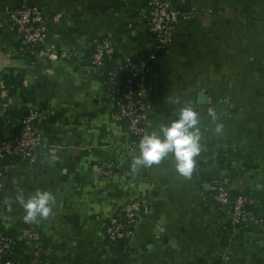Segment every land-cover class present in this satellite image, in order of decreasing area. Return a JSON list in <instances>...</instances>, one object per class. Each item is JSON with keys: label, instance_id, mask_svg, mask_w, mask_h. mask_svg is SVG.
<instances>
[{"label": "crops", "instance_id": "0c3cea01", "mask_svg": "<svg viewBox=\"0 0 264 264\" xmlns=\"http://www.w3.org/2000/svg\"><path fill=\"white\" fill-rule=\"evenodd\" d=\"M169 1L180 19L156 50L151 0H30L48 26L37 44L22 40L6 15L21 0H0V139L20 133L29 111L42 114L37 161H0V227L14 241L13 264H264V227L256 221L264 217V0ZM103 37L118 60L147 59L152 132L187 102L200 114L202 150L190 180L176 173L172 156L132 170L139 152L115 117L106 68L90 60ZM209 107L222 134L214 133ZM215 182L232 199L249 198V220L231 221L230 206L214 199ZM18 189L26 198L52 192L53 214L25 223L19 204L4 203ZM134 199L143 215L132 237L110 240L106 226Z\"/></svg>", "mask_w": 264, "mask_h": 264}, {"label": "built area", "instance_id": "2783aa9c", "mask_svg": "<svg viewBox=\"0 0 264 264\" xmlns=\"http://www.w3.org/2000/svg\"><path fill=\"white\" fill-rule=\"evenodd\" d=\"M149 13L150 28L156 35L155 48L159 50L170 41L180 15L169 0H151ZM6 15L22 40L30 44L45 41L48 26L44 13L39 6L31 4L30 0H21V5L8 10ZM47 53L49 57L55 55L50 47L47 48ZM151 58H155V53ZM90 60L94 66L106 68L105 85L115 105V117L125 125L130 150L139 152L141 138L152 133L151 104L146 98L147 59L127 56L118 60L112 41L109 37H103L96 43ZM41 117L40 111H29L22 119L20 133L0 139V161L6 157L25 159L29 163L37 161L41 141L36 121ZM113 168L112 161L105 163L102 172L105 178L114 175ZM1 177L0 171V189L3 187ZM213 189L215 201L222 207L230 206L233 223L242 224L251 218L249 198L246 195H238L232 199L227 187L221 182H215ZM2 212L3 205L0 201V216ZM142 215L143 204L140 200L124 203L106 226L107 237L115 242L129 240ZM256 221L264 227V217L256 218ZM13 247L12 237L0 227V264H13L10 258Z\"/></svg>", "mask_w": 264, "mask_h": 264}, {"label": "clouds", "instance_id": "9594fccd", "mask_svg": "<svg viewBox=\"0 0 264 264\" xmlns=\"http://www.w3.org/2000/svg\"><path fill=\"white\" fill-rule=\"evenodd\" d=\"M207 115L215 125L214 133L222 134L224 125L218 122L219 117L215 109L209 107ZM177 116L178 118L170 121L168 125H160L158 131L141 138L138 145L139 154L133 158L131 164L134 172L139 167L151 168L160 165L172 156L176 173L185 179L192 178L197 164L196 158L202 150L200 114L191 102H187L179 108ZM55 199L52 192L39 189L26 198L23 190L18 189L15 197L6 198L4 203L9 206L13 203L19 204L25 213L23 221L39 224L53 214L52 205Z\"/></svg>", "mask_w": 264, "mask_h": 264}]
</instances>
